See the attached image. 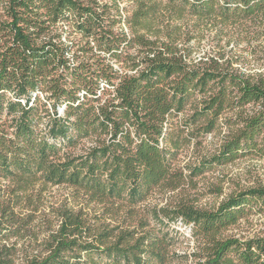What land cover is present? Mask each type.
Listing matches in <instances>:
<instances>
[{"label": "trees", "instance_id": "trees-1", "mask_svg": "<svg viewBox=\"0 0 264 264\" xmlns=\"http://www.w3.org/2000/svg\"><path fill=\"white\" fill-rule=\"evenodd\" d=\"M119 1L136 7L123 19L127 28L115 30L122 23ZM165 1H6L0 11V182L13 188L0 189V241L19 233L24 219L15 208L37 182L65 185L91 203L135 207L156 189L178 190L186 176L172 161L224 125L230 128L222 143L192 168L191 177L261 151L264 72L190 63L173 33L162 40L158 23L165 13L234 24L256 20L264 39V0ZM59 23L68 28L62 32L81 37V54H72L75 42H63ZM88 53L92 58H84ZM249 105L257 107L247 113ZM187 108L181 128L169 126ZM228 112L235 118L222 124ZM85 140L92 145L84 153L67 151ZM256 202L264 212V189L233 195L214 211L182 200L153 209V227L142 220L119 232L93 228L80 213L66 211L44 253L24 264H167L178 237L171 225L179 220L204 242V260L197 264H264V236L216 237ZM0 264H15L12 247L0 246Z\"/></svg>", "mask_w": 264, "mask_h": 264}, {"label": "rangeland", "instance_id": "rangeland-1", "mask_svg": "<svg viewBox=\"0 0 264 264\" xmlns=\"http://www.w3.org/2000/svg\"><path fill=\"white\" fill-rule=\"evenodd\" d=\"M6 1L0 0L1 12ZM98 1L100 4H111L110 0ZM161 1L164 4L166 2ZM135 7L134 2L119 1L122 23L117 25L115 30L127 28L123 19L130 15ZM62 24L59 23L56 27L58 32L63 33V42H69L68 44L75 42L72 54L74 52L81 54L78 50L85 43L81 42V37L76 33L62 32V29H68L63 28ZM158 28L162 31L160 34L162 40H167L168 32L173 33L179 53L187 56L190 63L210 64L217 61L222 69L230 72L238 70L241 73L253 75L264 72V39L260 34V21L234 24L223 23L218 18L198 19L190 15H184L179 19L176 15L165 13L159 18ZM84 58L92 57L88 53ZM256 107L249 105L246 107V112L251 113ZM48 108L51 109L50 106ZM61 109L59 113L63 115ZM190 113V108H187L174 117L171 120L172 125L169 124V126L173 129L181 128ZM234 118V112H228L223 115L221 122L223 124L226 120H234ZM229 128L230 126L224 125L216 132L199 137L197 141L182 148L172 161V167L183 172L186 182L175 191L156 189L143 203L135 207H130L122 201L105 204L91 203L86 197L65 185L45 186L37 182L26 193L20 194V203L15 208L18 217L24 219L20 225L16 226L20 228L19 233L1 240L0 246L12 247L15 264H24L26 258L37 253H44L50 236L59 229L62 215L66 211L73 214L80 213L81 217L86 219V224L93 228L117 229L115 232H119L137 227L142 220H148L153 227L155 222L149 215L153 209L166 205L173 206L182 200L192 203L198 209L214 211L233 195L251 189H264V132L259 141L261 151L244 153L227 164H214L202 175L191 177L192 168L216 152ZM91 145V141L85 140L67 151L79 155ZM9 188H13L9 182H0V189L6 192ZM6 195L5 198L10 197L9 194ZM260 209H262L261 203L258 202L247 206L246 215L235 224L222 229L216 235L217 239L236 238L245 241L264 236V212ZM174 232L178 233L177 243L169 249L171 260L167 264L202 262L204 260L203 240L197 237L192 243V239L176 225ZM4 234L11 233L4 231ZM195 254L197 257H194Z\"/></svg>", "mask_w": 264, "mask_h": 264}, {"label": "built area", "instance_id": "built-area-1", "mask_svg": "<svg viewBox=\"0 0 264 264\" xmlns=\"http://www.w3.org/2000/svg\"><path fill=\"white\" fill-rule=\"evenodd\" d=\"M175 225L179 226L181 230H183L185 232V234L192 239V243L195 242V237L193 236V229H192V225L190 224H186L184 222H182L181 220L175 222V224L171 225L173 229H175Z\"/></svg>", "mask_w": 264, "mask_h": 264}]
</instances>
